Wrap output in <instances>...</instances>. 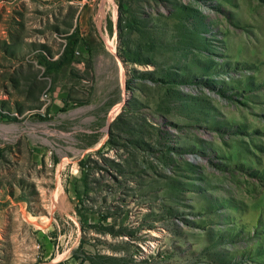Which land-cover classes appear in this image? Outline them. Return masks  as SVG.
I'll use <instances>...</instances> for the list:
<instances>
[{"label":"rangeland","instance_id":"1","mask_svg":"<svg viewBox=\"0 0 264 264\" xmlns=\"http://www.w3.org/2000/svg\"><path fill=\"white\" fill-rule=\"evenodd\" d=\"M0 264H264V0H0Z\"/></svg>","mask_w":264,"mask_h":264},{"label":"crops","instance_id":"2","mask_svg":"<svg viewBox=\"0 0 264 264\" xmlns=\"http://www.w3.org/2000/svg\"><path fill=\"white\" fill-rule=\"evenodd\" d=\"M65 67H61L60 70H58L57 73L58 76L56 77L55 75V78H54V81H53V93H58L59 89L61 88V86H64L66 84H68L70 81H71V77L68 76V69L65 68ZM56 73V74H57ZM53 105L56 106L58 105L57 101L55 100L53 102ZM104 130V122L101 123L100 126H97L96 128V132H99V131H103Z\"/></svg>","mask_w":264,"mask_h":264},{"label":"bare ground","instance_id":"3","mask_svg":"<svg viewBox=\"0 0 264 264\" xmlns=\"http://www.w3.org/2000/svg\"><path fill=\"white\" fill-rule=\"evenodd\" d=\"M152 245V244H151Z\"/></svg>","mask_w":264,"mask_h":264}]
</instances>
